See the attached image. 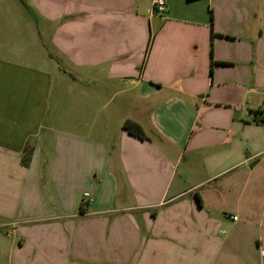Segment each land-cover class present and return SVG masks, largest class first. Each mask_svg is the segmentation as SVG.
<instances>
[{
  "label": "crops",
  "instance_id": "0c3cea01",
  "mask_svg": "<svg viewBox=\"0 0 264 264\" xmlns=\"http://www.w3.org/2000/svg\"><path fill=\"white\" fill-rule=\"evenodd\" d=\"M164 1L18 0L0 264H264V0Z\"/></svg>",
  "mask_w": 264,
  "mask_h": 264
},
{
  "label": "rangeland",
  "instance_id": "374dc122",
  "mask_svg": "<svg viewBox=\"0 0 264 264\" xmlns=\"http://www.w3.org/2000/svg\"><path fill=\"white\" fill-rule=\"evenodd\" d=\"M17 2L18 0H0V41L12 37L13 33H22V37L26 38L23 46L32 55L28 64L40 66L42 57L47 55V49L41 50V46L33 45V35L37 36V21L30 9L21 8ZM26 22L29 24L27 29ZM14 24L18 26L13 27Z\"/></svg>",
  "mask_w": 264,
  "mask_h": 264
},
{
  "label": "trees",
  "instance_id": "16d2710c",
  "mask_svg": "<svg viewBox=\"0 0 264 264\" xmlns=\"http://www.w3.org/2000/svg\"><path fill=\"white\" fill-rule=\"evenodd\" d=\"M261 114V118L260 121L264 122V113L262 111H258ZM122 128L124 130H126L128 133L137 136L139 138H144L145 134L144 131L142 129V127L135 121L130 120V119H126L124 120L123 124H122ZM29 153H30V149H26V153L22 156V161L26 162V160L29 159ZM81 210V207H80Z\"/></svg>",
  "mask_w": 264,
  "mask_h": 264
},
{
  "label": "built area",
  "instance_id": "2783aa9c",
  "mask_svg": "<svg viewBox=\"0 0 264 264\" xmlns=\"http://www.w3.org/2000/svg\"><path fill=\"white\" fill-rule=\"evenodd\" d=\"M165 9V1L164 0H152V13L161 14ZM260 111L264 113V101L261 103ZM232 218L235 220L237 217L232 216Z\"/></svg>",
  "mask_w": 264,
  "mask_h": 264
}]
</instances>
